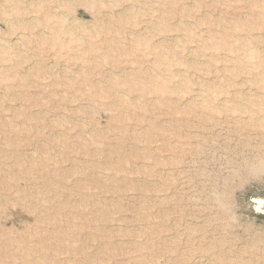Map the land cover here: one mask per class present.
I'll return each instance as SVG.
<instances>
[{"label":"rangeland","instance_id":"1","mask_svg":"<svg viewBox=\"0 0 264 264\" xmlns=\"http://www.w3.org/2000/svg\"><path fill=\"white\" fill-rule=\"evenodd\" d=\"M261 126L264 0H0V264H264Z\"/></svg>","mask_w":264,"mask_h":264},{"label":"bare ground","instance_id":"2","mask_svg":"<svg viewBox=\"0 0 264 264\" xmlns=\"http://www.w3.org/2000/svg\"><path fill=\"white\" fill-rule=\"evenodd\" d=\"M226 111H233V112H239V113H248V112H251V110L249 108H240V107H237V106H234L231 109L226 110ZM260 128L264 131V126H261ZM262 163H263V160L261 161L260 164H262Z\"/></svg>","mask_w":264,"mask_h":264}]
</instances>
